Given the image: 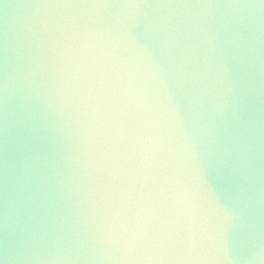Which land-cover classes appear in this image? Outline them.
<instances>
[{
	"label": "clouds",
	"instance_id": "9594fccd",
	"mask_svg": "<svg viewBox=\"0 0 264 264\" xmlns=\"http://www.w3.org/2000/svg\"><path fill=\"white\" fill-rule=\"evenodd\" d=\"M0 264H264V0H0Z\"/></svg>",
	"mask_w": 264,
	"mask_h": 264
}]
</instances>
